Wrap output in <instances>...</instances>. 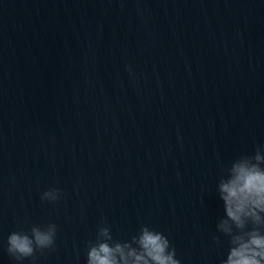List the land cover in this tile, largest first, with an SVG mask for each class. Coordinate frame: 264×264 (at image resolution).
I'll list each match as a JSON object with an SVG mask.
<instances>
[{
    "label": "water",
    "instance_id": "obj_1",
    "mask_svg": "<svg viewBox=\"0 0 264 264\" xmlns=\"http://www.w3.org/2000/svg\"><path fill=\"white\" fill-rule=\"evenodd\" d=\"M245 159L264 170V0H0V264L139 254L144 229L227 264L264 236L221 191ZM33 228L53 243L18 261Z\"/></svg>",
    "mask_w": 264,
    "mask_h": 264
},
{
    "label": "clouds",
    "instance_id": "obj_2",
    "mask_svg": "<svg viewBox=\"0 0 264 264\" xmlns=\"http://www.w3.org/2000/svg\"><path fill=\"white\" fill-rule=\"evenodd\" d=\"M260 160L259 155L256 156ZM231 179L221 185L224 194L223 199L226 204L228 217L233 220L238 227H243L244 218L253 216L252 208L264 210V170L256 165H249L247 160H242L234 165ZM51 191L59 193V189H50L44 195H49ZM33 238L20 232H12L8 236L7 251L16 260L20 261L27 257H32L37 250L47 248L53 243L54 234L41 232L36 228L32 229ZM249 239L237 236L233 243L237 247L231 249L227 264H262L264 261V236L256 231L248 234ZM138 243L141 252L137 254L135 249L129 250L125 256L124 248L119 244L111 248L106 243H102L98 248L94 247L89 253V264H120L117 254L128 264L127 257H134L132 264H180L174 259L175 249L166 254L169 246L168 238L160 232H152L144 229ZM33 244L36 247H33ZM125 247H127L125 245ZM147 257V258H146Z\"/></svg>",
    "mask_w": 264,
    "mask_h": 264
}]
</instances>
